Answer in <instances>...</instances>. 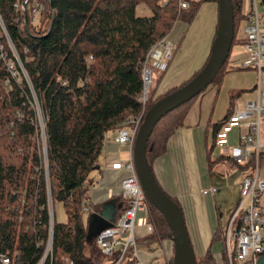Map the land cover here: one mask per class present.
<instances>
[{
	"label": "trees",
	"instance_id": "trees-1",
	"mask_svg": "<svg viewBox=\"0 0 264 264\" xmlns=\"http://www.w3.org/2000/svg\"><path fill=\"white\" fill-rule=\"evenodd\" d=\"M17 1L20 0H0V16L46 116V159L43 162L32 141L35 130L28 85L26 80L10 76L7 62L14 57L1 34L0 85L8 80L9 89H0V253L18 250L21 264L39 260L41 247L37 240L46 237L47 206L51 201L62 203L65 222L54 220L52 259L47 258L44 264H62L63 255L74 264H132L131 249L118 263L119 248L111 255L102 254L106 262L87 256L88 228L82 218L85 182L97 165L108 131L118 129L129 116H143L156 100L200 71L145 104L139 100L141 65L148 49L177 21L189 22L202 0L192 1L182 11L178 10V0H39L43 10L36 25L21 21L14 8ZM139 3L147 5L152 15H137ZM231 3L232 48L244 42L243 27L239 30L244 21L242 0ZM228 63L227 59L213 81ZM239 93L240 90L236 94ZM236 94L230 96L226 115ZM195 97L163 115L154 125L146 145L151 170L154 159L165 152L168 138L184 122ZM17 110L21 117L12 119L10 126L9 116ZM212 140L208 155L214 146L213 137ZM221 158L231 160L225 155ZM238 166L243 170L248 163ZM148 205L152 236L170 239L171 229L163 215L151 203ZM222 233L223 229L217 227L212 240H220ZM223 256L221 248L222 259ZM195 261L216 264L210 247L202 256H195Z\"/></svg>",
	"mask_w": 264,
	"mask_h": 264
},
{
	"label": "built area",
	"instance_id": "built-area-1",
	"mask_svg": "<svg viewBox=\"0 0 264 264\" xmlns=\"http://www.w3.org/2000/svg\"><path fill=\"white\" fill-rule=\"evenodd\" d=\"M192 1L178 0V10H186ZM14 8L20 14L21 21L26 24L36 25L41 16L43 5L39 0H20L14 3ZM241 12L243 16L244 42L240 45L246 52V57L237 62L238 67L251 68L257 72L255 93L252 99L246 100L242 106H237L235 101L231 111L224 117L218 130L214 131V146L224 152L238 165H242L247 173L240 180V193L237 203L232 210L226 225L223 228L220 241L224 252L218 264H257L260 256L264 254V211L261 208L260 198L264 192V177L260 175L261 162L264 160V0H242ZM8 36L4 22L0 16V35ZM12 52L15 48L10 44ZM175 44L169 39L168 34L154 42L148 49L141 65L142 93L139 100L145 104L149 97V88L152 83L153 70L165 72L175 53ZM0 49L2 46L0 45ZM5 58V55H2ZM91 58V55L88 56ZM17 59V58H16ZM15 60L7 62V69L12 78L25 79L24 70ZM231 61H229L230 63ZM234 64V63H233ZM233 66V65H232ZM26 80V79H25ZM5 82H8L6 80ZM31 104V101H29ZM32 108V121L43 119L46 127V116L42 110ZM34 110V111H33ZM42 110V111H41ZM143 116H129L124 119L117 129L114 142L129 148L128 158L120 162L123 176L120 181V194L127 200V207L118 218L109 226L103 228L95 236L97 248L104 255H111L116 249L121 250L116 263L123 254L131 249L134 261L132 264H173L172 254L164 252L160 257L144 259L136 248L134 226L138 212L144 213V221L149 231L153 226L150 222L148 200L137 178L133 161V147L135 137ZM40 120V121H41ZM32 122V123H33ZM36 126V124H35ZM43 126L37 130L40 138L43 162L46 159V135ZM37 127V126H36ZM244 129L238 133L237 142H230V133L234 129ZM214 188L210 192H214ZM48 226L45 239L37 240V246L41 247V255L35 264H44L47 258L52 259L54 204L48 201ZM92 211L87 205L82 208V215ZM20 252L14 249L12 252L0 253V264H21L18 257ZM62 264H74L66 255L61 256Z\"/></svg>",
	"mask_w": 264,
	"mask_h": 264
},
{
	"label": "crops",
	"instance_id": "crops-1",
	"mask_svg": "<svg viewBox=\"0 0 264 264\" xmlns=\"http://www.w3.org/2000/svg\"><path fill=\"white\" fill-rule=\"evenodd\" d=\"M183 25H185L183 22H177L168 33L169 39L175 46L181 36ZM245 57L246 52L242 46L232 47L228 61L234 62V65L229 67H238L237 62ZM175 59L176 53L168 69L159 75L162 78L161 89L158 85L156 88L154 86L152 94L149 93L150 98H156L165 90L177 86L175 85L178 82L177 76L171 75L167 81ZM243 90L244 88L240 89V92ZM240 94H236L235 98ZM234 101L235 99L232 103ZM194 105V103L190 104L184 122L168 138L165 152L154 159L152 170L157 184L179 203L195 256H202L210 247L218 264L221 249L216 251L215 245L220 244L221 241L215 242L212 238L217 227L223 229L226 225L234 209L231 208L239 198L240 180L247 170L245 168L242 170L232 160L220 159V155L227 156V154L225 150L215 146L208 155V148L213 144L214 127L224 119L226 113L221 119L214 121L208 119L203 125L201 111L199 108L194 110ZM242 131H244L242 128L234 129L230 133V142H237L238 133ZM116 134L117 129L107 132L104 148L96 165L98 169L95 168L85 182L86 191L82 199V208L87 205L92 210L87 215H82L83 222L88 228L86 254L90 246L97 248L94 241L97 232L112 224L127 207V200L120 194V181L123 176L120 162L128 158L129 148L114 142ZM260 175L264 177V160L261 162ZM211 188L215 189L213 193L210 192ZM260 204L264 211V192ZM56 206L54 219H57V222H65L62 203L57 202ZM148 211L150 212L149 205ZM221 219H223L222 223ZM153 230L154 228L151 231L147 229L144 213L138 212L134 226L138 253L144 259L160 257L162 252L171 255L172 238L152 236ZM208 238H210L209 245H204V241L206 242Z\"/></svg>",
	"mask_w": 264,
	"mask_h": 264
},
{
	"label": "rangeland",
	"instance_id": "rangeland-1",
	"mask_svg": "<svg viewBox=\"0 0 264 264\" xmlns=\"http://www.w3.org/2000/svg\"><path fill=\"white\" fill-rule=\"evenodd\" d=\"M200 3L201 5L198 7L196 13L194 14L193 18L189 22L184 23L183 21H181L185 25H183L181 36L179 40L177 41V45H176L177 49L175 50L176 59L173 62V69L171 73L167 76L168 78L167 81L169 80L171 75L177 76L178 82L175 83V85H180L182 82L186 81L187 79H190L192 75L195 74V72L203 68V66L205 65L210 55V50L212 47L213 40L215 38V34H217L216 32L217 25H218L217 2L213 0H207V1L202 0L200 1ZM136 14L139 16H151L152 11L144 3H139L136 7ZM176 23H174L173 27L175 26ZM243 25H244V22L242 26H239L240 32L242 30ZM6 37L9 39L12 47H14L13 42L10 39V36L8 35ZM0 45L2 46V44ZM239 46L240 45H237L234 47H239ZM175 53H174V56H175ZM12 54L14 57L13 60H15L14 62H16L17 60L22 66L21 60L16 50L15 52H12ZM91 60H92V57L91 58L88 57V61H91ZM18 62H16V64H18ZM233 63L234 62L228 63L227 66L225 67L224 72L222 74L217 75V81L211 82L192 101V103L195 104L193 106V109L195 110V108L197 109L199 108L201 111L203 125L208 119H212L213 121L216 119H221L225 115L226 110L231 101L230 96L233 93L236 94L238 90L244 88V90L240 92L241 93L240 96L234 98L237 106H242L246 100L252 99L255 95V93L253 92V88L256 84L257 72L251 68H242V67H235V66L230 68L229 66L234 65ZM23 70H24L23 71L24 78L26 79V83L28 85L27 87L30 92L29 98H30L31 104H29V108L32 109L31 108L32 106L33 109L35 110L38 108V104L41 107V102L39 101L31 85L27 72L25 71L24 68ZM160 74H162V72L156 69L153 70V78H152V83L150 85V91H149L150 94H152V90L154 86H155L154 88H156V86L158 85L160 87L159 89H161L162 78L161 76H159ZM0 89L6 92L9 89L8 82L4 81L0 85ZM17 112L14 111L11 114V116H9L11 120L10 126L12 123V119H14L15 117H17V119L21 117L22 113H20L19 110H17ZM40 120L41 118L38 119L35 123L32 121L34 124V130H35L34 134L32 135V141L37 146V148L42 152L40 138L38 136V142H37V137H36L37 130L39 131L40 127L43 126V119L41 121ZM35 124L37 127L35 126ZM5 125H7V122ZM44 130L45 129L43 126V131ZM263 132H264V125H263ZM56 203H54V209L56 207V210H57ZM233 208L234 206L231 209ZM222 222H223V219H221V223ZM209 243H210V238H208L206 242L204 241V245L205 244L209 245ZM220 249H221V244L217 243V245H215V250L219 251ZM87 254H89L88 257L98 262L107 261V257H104L102 253L93 245L90 246Z\"/></svg>",
	"mask_w": 264,
	"mask_h": 264
},
{
	"label": "water",
	"instance_id": "water-1",
	"mask_svg": "<svg viewBox=\"0 0 264 264\" xmlns=\"http://www.w3.org/2000/svg\"><path fill=\"white\" fill-rule=\"evenodd\" d=\"M217 4V34H215L207 62L191 80L156 100L150 106L143 115L133 147V161L140 186L148 202L163 215L171 229L173 264H196L195 254L181 208L155 181L146 158V145L148 137L158 120L203 91L213 82L217 72L228 59L234 36L233 7L231 0H217ZM95 168L98 169V166H95ZM257 264H264V254L260 256Z\"/></svg>",
	"mask_w": 264,
	"mask_h": 264
}]
</instances>
